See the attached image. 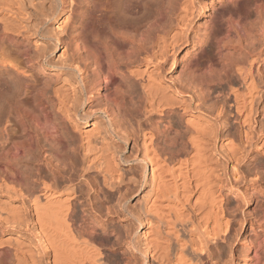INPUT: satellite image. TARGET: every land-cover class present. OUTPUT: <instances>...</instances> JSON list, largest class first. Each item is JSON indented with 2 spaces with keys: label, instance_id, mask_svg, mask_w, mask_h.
<instances>
[{
  "label": "bare ground",
  "instance_id": "obj_1",
  "mask_svg": "<svg viewBox=\"0 0 264 264\" xmlns=\"http://www.w3.org/2000/svg\"><path fill=\"white\" fill-rule=\"evenodd\" d=\"M217 1L175 78L202 0H0V264H264V0Z\"/></svg>",
  "mask_w": 264,
  "mask_h": 264
},
{
  "label": "rangeland",
  "instance_id": "obj_2",
  "mask_svg": "<svg viewBox=\"0 0 264 264\" xmlns=\"http://www.w3.org/2000/svg\"><path fill=\"white\" fill-rule=\"evenodd\" d=\"M202 3L205 5V6H207V7H205L204 9H203V11L202 12H200L199 14H198V16L196 17V19H195V23H194V26H193V30H192V33H191V36H190V38H191V41L189 42V43H187L186 45H184V46H182L179 50H178V52H177V54H176V64L174 65V67L172 68V66H173V60L171 59V61H170V63L168 64V66H167V70H168V72H171V71H173V73H172V75H170L169 74V77L170 76H174L175 78H177V77H183V78H186L187 77V75L186 74H184V73H182L181 74V70H182V65H183V63L184 62H191V61H193V62H195L197 59H198V55H199V47H197V45H195L196 43H197V37L201 34H203V31H204V23H205V21H206V19L209 17V16H212V18L213 17H217V15H219L218 14V11H219V9H221L220 8V5H218V1L217 0H202ZM214 4V7L212 6ZM80 11H81V9H79L77 12H76V16L74 17V19L72 20V23H71V25H70V27L68 28V30H67V33H66V35H65V37H64V39H65V41H66V43H68L70 40V37H72V33H73V30H74V27L78 24L77 22H78V17H79V13H80ZM221 12V10L219 11V13ZM198 35V36H197ZM194 36H195V38H194ZM193 40V41H192ZM196 42V43H195ZM7 46V45H6ZM195 46V47H194ZM33 47H32V45L30 46V48H29V50H31ZM33 50V49H32ZM31 50V51H32ZM187 52H189V55L186 57L185 55H186V53ZM59 54V53H58ZM56 57V56H55ZM38 68H40L41 69V71H45L46 73V75H51L52 77H54L55 78V74L53 73L54 71H52V69H49V68H47V67H41V66H39ZM37 68V70L36 69H34L33 71L34 72H32V74L34 75V77L35 78H38L39 80H44V82H48V81H50V80H48V81H46L47 79H46V76H45V74H42L43 72H38V69ZM172 68V69H171ZM41 78V79H40ZM43 82V81H42ZM123 117V116H122ZM128 120H130L132 123H134V120L132 119V118H127ZM103 201V196L101 195V194H97V202H98V206H100L101 205V202ZM135 202V201H134ZM100 212H102V213H104L105 212V210H104V208L102 207L101 208V211ZM244 240H243V238H241L240 239V241H239V248H237L238 250H237V255L239 256L240 254H241V250L243 249V247H244ZM220 248H222V249H226L225 248V246L223 245V244H221L220 245ZM237 264H238V262H237ZM239 264H244L242 261H241V259H240V262H239Z\"/></svg>",
  "mask_w": 264,
  "mask_h": 264
}]
</instances>
